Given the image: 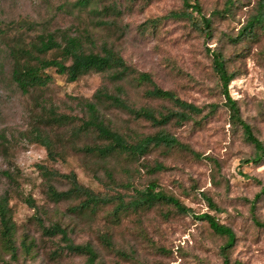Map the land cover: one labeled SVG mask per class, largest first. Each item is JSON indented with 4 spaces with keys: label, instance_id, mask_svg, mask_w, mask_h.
<instances>
[{
    "label": "rangeland",
    "instance_id": "374dc122",
    "mask_svg": "<svg viewBox=\"0 0 264 264\" xmlns=\"http://www.w3.org/2000/svg\"><path fill=\"white\" fill-rule=\"evenodd\" d=\"M77 1L0 0V196L8 195L15 223V263L85 264L84 256L63 249L59 235L42 233L39 217L44 226L60 224L73 243L89 242L97 252L96 264H224L219 250L225 237L214 234L204 220L180 214L167 204L129 208L119 217L114 214L119 198L126 203L132 188L154 180L195 214L207 212L233 230L230 263L264 264V227L252 221V215L264 221V193H260L264 159L243 163L254 149L230 120L210 55L212 50L220 51L227 69L235 72L229 93L242 119L264 143V25L254 35H238L264 0H232L224 12L225 0H197L201 14L211 20L210 36L195 27L197 14L184 7L182 0H89L84 6ZM47 35L57 42L66 36L79 37L85 51L99 52L106 44L135 73L113 82L107 73L91 71L68 81L47 68L44 74L50 81L22 93L11 79L12 53L17 50L21 60L35 62L22 52L32 50ZM32 54L60 57L57 49L32 50ZM139 72L148 73L150 82L137 83ZM153 85L202 107V113L188 121L172 120L158 126L102 102L98 108L104 123L130 142L157 132L169 133L199 157L164 145L150 146L137 158L126 154L100 158L80 150L102 142L94 131L78 130L86 118L83 103L93 100L99 87L113 92L122 86L123 97L132 108L148 107L156 115L174 109L170 101L146 94ZM212 104L216 106L209 112ZM52 114L67 118L58 123ZM34 127L47 131L55 142V160H48L45 149L32 141ZM39 164L61 174H75L80 185L106 200L93 210L79 206L83 196L53 201ZM157 164L163 169L153 170ZM51 183L57 190L70 187L65 177ZM26 197L34 201L37 213L25 202ZM102 235L109 237L111 247ZM23 237L32 242L29 253L20 247ZM2 261H9V255L0 245Z\"/></svg>",
    "mask_w": 264,
    "mask_h": 264
},
{
    "label": "trees",
    "instance_id": "16d2710c",
    "mask_svg": "<svg viewBox=\"0 0 264 264\" xmlns=\"http://www.w3.org/2000/svg\"><path fill=\"white\" fill-rule=\"evenodd\" d=\"M89 0H78L77 3L81 6L86 5ZM184 7L196 12L194 25L204 35L210 36L211 20L201 14V7L197 0H182ZM232 5V0H225L224 11H228ZM219 13V12H215ZM264 25V3H258L255 14H253L246 23L241 27L238 35L240 37L254 35L257 28H262ZM32 50L37 53H46L52 49L59 50L60 57L40 58L32 54V50H23V54L32 57L35 62L30 60H21L19 52L13 55V64L11 70V79L21 90L26 93L30 88L45 86L50 81V76L44 74L45 69L53 68L57 74L65 75L68 81H75L80 76L88 72L107 73L111 81L117 82L125 80L128 76L134 74V70L126 64L123 57L117 53L113 48L102 45L99 52L85 51L82 41L76 36H66L61 42H57L52 35L41 37L38 43L33 44ZM211 62L214 73L216 74L221 93L224 97V106L229 111L230 120L237 125L241 131L244 140L252 145L254 149L253 156L243 159V163H259L264 159V143L255 134L253 127L242 119L239 107L235 99L229 93V84L235 78V72L229 71L226 66V61L220 51L212 50ZM135 80L137 83L150 82V76L146 72H139L136 74ZM125 91L122 86H116L113 92L106 89L105 86L99 87L93 94V100H85L83 103L86 112V118L81 120L78 127L79 131L92 130L96 133V137L101 140L100 144L92 146H83L81 151L94 154L100 158L114 154H126L133 158L145 154L150 146L164 145L167 147H178L185 149L196 157L197 153L192 151L188 146L182 144L175 136L165 133L157 132L152 135H146L140 139L130 142L125 136L105 124L101 118L98 105L102 102H107L109 105L123 109L131 113L136 119H144L154 125L162 126L170 121L184 122L191 120L194 115H200L203 111L202 107L196 106L179 98L173 91L163 89L153 85L152 89L147 90L146 94L153 98L170 101L174 109L168 110L166 113H159L158 115L148 107L132 108L128 105L123 97ZM216 105H211L209 112H211ZM207 114H204L205 117ZM55 122L61 123L67 117L64 115H50ZM78 133V132H74ZM32 141L41 145L45 151L48 160H55L58 152L56 144L50 137L49 133L38 127H34L31 133ZM0 138L3 135L0 134ZM38 169L42 176L47 181V195L53 201H60L69 199L74 196H83L84 199L79 203L82 209L88 208L93 210L99 202L106 199L97 196L89 188L80 185L76 179L75 174H61L56 170L48 168L46 165L39 164ZM153 170H161V164L155 165ZM7 174V172H4ZM65 177L70 183V187L66 190H57L51 183L54 179ZM132 197L125 203L122 198H119L114 209V214L119 217V213L126 209H149L155 204H167L173 207L178 213L190 215L195 219L204 220L212 232L219 236L225 237V242L220 247V255L224 264H241L239 262L230 263L228 258V250L233 246L235 235L233 230L224 224H221L217 219L207 213L195 214L190 207L184 205L175 195L165 192L153 180L149 181L141 188H132ZM260 193H264V186L261 187ZM255 198L259 197V194ZM208 205L217 209L211 198L204 195ZM37 213V207L30 197L24 198ZM253 209V205H251ZM37 222L41 226L42 233L47 236H60L64 242L63 249L70 253L82 255L85 257V264H96L97 252L89 242L82 244H75L67 235L65 228L58 223H52L44 226L42 220L36 217ZM252 221L255 225L264 227V221L255 219L252 215ZM15 223L13 221L11 210L8 206V195L5 193L0 196V245L4 252L9 255V261H2L0 264H16L17 260V246L15 244ZM103 236V235H102ZM104 243L107 247H111L109 237L103 236ZM20 247L25 253H29L32 248V242H27V238L23 237L20 241Z\"/></svg>",
    "mask_w": 264,
    "mask_h": 264
}]
</instances>
